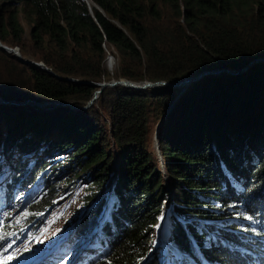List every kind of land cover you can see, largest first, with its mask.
I'll list each match as a JSON object with an SVG mask.
<instances>
[{"label": "trees", "instance_id": "trees-1", "mask_svg": "<svg viewBox=\"0 0 264 264\" xmlns=\"http://www.w3.org/2000/svg\"><path fill=\"white\" fill-rule=\"evenodd\" d=\"M92 1L97 7L0 0V41L54 73L0 47L2 98L83 105L92 82L173 81L264 56V0ZM170 101L156 132L161 170L150 122ZM48 104L0 103V210L39 186V196L16 205L30 222L59 183L78 177L88 206L68 240L99 236L94 250L84 251L90 240L80 251L83 264H264V60L206 73L183 89L116 83L84 108ZM167 199L161 256L152 251L154 227ZM21 227L0 211V240Z\"/></svg>", "mask_w": 264, "mask_h": 264}, {"label": "rangeland", "instance_id": "rangeland-1", "mask_svg": "<svg viewBox=\"0 0 264 264\" xmlns=\"http://www.w3.org/2000/svg\"><path fill=\"white\" fill-rule=\"evenodd\" d=\"M88 4H89V7L95 5L92 0H88ZM19 19L21 23L23 24L24 29L26 30L27 23L24 21L23 17L19 16ZM2 43L8 44L9 42L6 41L5 43V41H2ZM104 47L107 48V45L105 44ZM15 49L18 50L17 53H19L20 56L27 57V58H29L28 56H31L35 58L33 60L35 61L39 60V62H42L40 61V59L36 58L35 56L31 54L23 53L21 50L17 48V46ZM6 52L15 56L11 51L6 50ZM109 54H110V57H106V52H105V56L103 59H104L105 66L108 69H111L114 65V55H112L111 53ZM108 58L110 61L109 63H107ZM256 60H260V59H256ZM261 60H264V59H261ZM251 61L252 60L248 61L247 64H245L244 66H240L239 68H236V69L227 68V67H224V68L219 67V68H222L220 71H228L231 73H237L245 69L250 64ZM211 69H214V68H211ZM198 72L199 71H197L196 73ZM196 73L191 74V75L194 76ZM209 73H213V72H209ZM204 74L206 73L198 75L195 79H198ZM104 81H107V80H104ZM189 82L190 81H184L183 83L179 84L176 87L183 89V87H185V85L188 84ZM9 101L11 102H1L0 101V103H3V104L34 103V101L29 98L28 99H25V98L11 99V100L9 99ZM37 101L46 102L43 104H39L38 106L45 107V108L52 107L48 104L49 102H52L50 100H44V101L37 100ZM90 103H87L86 105L84 103L83 105H85L86 107ZM171 106H172V102L170 101L166 107L167 111L169 110V108H171ZM157 123L158 121L155 123L154 121L150 122V124L152 125V130H153L150 133L152 136L153 151L151 148L150 149L154 153L155 157L159 160L158 164L162 170L161 155L159 153V150L156 149L157 148L156 133L154 136V129L156 128ZM112 153H113V156H115V153H116L115 148L113 149ZM114 161H115V158L112 159V166H111V169L113 170L112 174L114 172V169H116V167L114 166ZM61 171H63L61 173L62 176H65L67 174L66 168L61 169ZM60 178L61 177L57 176V180H59ZM85 180L86 179L75 177L73 181L68 182L67 184L63 185V187H61V183H59V186L55 189L54 196L50 204L48 205V207L43 212H40L37 215V217L32 218L30 222H28V220L31 219V217L27 215L28 213H26L23 209L18 208V206L16 205H18L17 202H20V201L23 205H26L31 198H36V196H39V192H38L39 186H33L29 191L23 193V195L19 198H18V195H16L14 198V199H17L16 202L10 203L9 206L2 207L0 211L8 215L9 221H13V225H21L22 227L20 228V231L16 234V236L12 237V235H9L5 239L0 240V261H4L5 264H83V261H84V257H82L83 254L82 253L79 254V253L83 249L84 246L86 247L85 245L86 241H84L81 245L79 244V242L83 240L86 236L80 239V241H76V243H75V240L70 241L68 240V238L72 235L73 227L76 224V222L79 221V219L83 217L85 211L87 210L88 203L85 202L81 196V194L85 190V188L83 187L84 186L83 181ZM162 182L164 183L165 186H167L168 182L166 178H163ZM105 185L109 186V182L105 183ZM97 195L99 194L97 193ZM169 205L170 203L168 202V199L165 200L160 210L161 218H163L164 215L166 214ZM39 216L42 217V224H39L37 221ZM102 217L103 216H99L96 220H94V222H92L90 226V230L94 228L93 233L97 231L96 228L100 220L102 219ZM161 222H162V219H160L159 224L155 223V227H154L155 242L153 244L152 251H156L161 256H164L165 253L167 252L166 244H165L164 237H163L165 220H163L162 226H161ZM160 227H161V232L159 233L157 232V230L160 231ZM91 235L92 234H90L86 238L89 241L90 240L91 241L88 247L84 249V251L94 250L98 246V244L94 242L93 239L95 238V241H99V236L95 235L93 238ZM64 241H66L65 244H64ZM9 244H11V247H8ZM71 245L72 246L75 245V246L71 248ZM51 253L54 254L53 257L51 256ZM67 253L69 255H67ZM9 255L15 257V259L9 260L8 259ZM70 255H72V257ZM139 264H142V263L140 262Z\"/></svg>", "mask_w": 264, "mask_h": 264}, {"label": "water", "instance_id": "water-1", "mask_svg": "<svg viewBox=\"0 0 264 264\" xmlns=\"http://www.w3.org/2000/svg\"><path fill=\"white\" fill-rule=\"evenodd\" d=\"M0 47L3 48V49H6L7 51L10 48L8 45L3 44L2 42L0 43ZM11 52L17 57V59L19 61H21L23 63H26V64H35L36 66L47 70L49 73L54 74L53 71H51L50 68L48 66H46V64H44L43 62H37V61H35L33 59L20 56V54L17 53V51L11 50ZM256 59H260V60L261 59H264V56H257V57L251 58L250 60L254 61ZM221 69L222 68L205 69V70L199 71L194 76H192L191 74H188V75H185V76H181L180 78H178L176 80H173V81H169V80H156V81L134 82V81H131L129 79L118 78V79H112V80H107V81L102 80V81L92 82V83H94V84L97 85V88H95L93 90L91 97L87 100V102L85 103V105L87 103L92 102V100L95 99V97L97 96V94L99 93V91L105 85H114L116 83H122L124 85L129 86V87L140 88V87L149 86V85L161 84V85H167V86L175 87V86H178L179 84L183 83L184 81L194 80L200 74L209 73V72H213L214 73V72L220 71ZM25 99H28V98H25ZM32 100L34 101V103L36 105L46 103V102H40V101H37V100H34V99H32ZM0 101L1 102H11V101H9V99H3L2 97H0ZM51 101L54 102V104H67V105H71V106H73L75 108H84L85 107V105H75V104H73L72 102H69V101H59V100H51ZM166 112H167V109L165 110V112L162 113L161 117L159 118L158 123H157V126L154 129V136H155L157 127L160 124V122L162 121V119H163L164 115L166 114ZM156 146H157V144H156ZM156 149H158V147ZM161 166H162V164H161ZM162 168H163V166H162Z\"/></svg>", "mask_w": 264, "mask_h": 264}, {"label": "clouds", "instance_id": "clouds-1", "mask_svg": "<svg viewBox=\"0 0 264 264\" xmlns=\"http://www.w3.org/2000/svg\"><path fill=\"white\" fill-rule=\"evenodd\" d=\"M84 2L86 3V5H87V7H89V4H88V0H84ZM94 3V2H93ZM95 4V3H94ZM95 7H97L96 6V4L94 5ZM1 43V42H0ZM6 45H8V44H6ZM8 46H11V45H8ZM8 51H11V50H9L8 49ZM16 51H18V50H16ZM45 64V63H44ZM46 66H47V64H46ZM162 219V221H163V219H164V217L163 218H161ZM255 219V218H254ZM159 224V223H158ZM161 224H162V222H161ZM157 232H161V227H160V231L159 230H157ZM160 237H161V235H160Z\"/></svg>", "mask_w": 264, "mask_h": 264}, {"label": "built area", "instance_id": "built-area-1", "mask_svg": "<svg viewBox=\"0 0 264 264\" xmlns=\"http://www.w3.org/2000/svg\"><path fill=\"white\" fill-rule=\"evenodd\" d=\"M10 48H9V50H13V51H16L17 49H15L16 48V46L14 45V46H9ZM103 47H104V45H103ZM104 49H105V52H106V57H110V54H109V52L107 51V49L104 47Z\"/></svg>", "mask_w": 264, "mask_h": 264}, {"label": "bare ground", "instance_id": "bare-ground-1", "mask_svg": "<svg viewBox=\"0 0 264 264\" xmlns=\"http://www.w3.org/2000/svg\"><path fill=\"white\" fill-rule=\"evenodd\" d=\"M111 61H112V60H111ZM109 62H110V61H109V58H108L107 63H109ZM107 66H108V65H107ZM0 97H1V96H0ZM3 99H4V98H3ZM79 241H80V240H79ZM88 241H89V240L87 239V240H86V244H85L86 247H87ZM69 243H70V242H69ZM75 243H76V240H75ZM82 243H83L82 241L79 242L80 245H81ZM72 245H73V244H72ZM72 245H71V248L75 246V245H74V246H72ZM86 247L84 246L83 248H86ZM69 248H70V247H69ZM30 261H31V260H30ZM26 263H27V262H26Z\"/></svg>", "mask_w": 264, "mask_h": 264}, {"label": "snow or ice", "instance_id": "snow-or-ice-1", "mask_svg": "<svg viewBox=\"0 0 264 264\" xmlns=\"http://www.w3.org/2000/svg\"><path fill=\"white\" fill-rule=\"evenodd\" d=\"M8 247H11V244H9ZM8 259L12 260V259H15V257L9 255ZM0 264H5V262L4 261H0Z\"/></svg>", "mask_w": 264, "mask_h": 264}]
</instances>
